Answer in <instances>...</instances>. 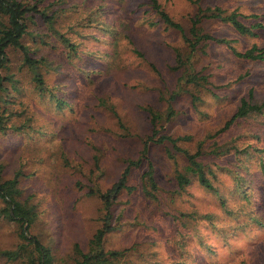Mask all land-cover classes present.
Returning <instances> with one entry per match:
<instances>
[{
    "label": "rangeland",
    "instance_id": "obj_1",
    "mask_svg": "<svg viewBox=\"0 0 264 264\" xmlns=\"http://www.w3.org/2000/svg\"><path fill=\"white\" fill-rule=\"evenodd\" d=\"M63 1L56 5L63 9L59 30L91 20L76 28L79 52L70 60L64 53L59 57L64 45L50 33L59 49L42 47L55 60L47 75L52 89L43 94L14 57L19 82L11 88V100L25 124L0 133V166L9 177L26 174L21 197L39 214L31 232L51 248L55 263L76 264L104 214L90 188H109L127 160L139 156L150 128L146 108L164 112L171 105L175 115L162 122V132L182 137L178 143L191 152L202 146L207 170H213L207 176L216 188L208 190L194 178L179 190L167 151L171 145L152 144L133 170L135 189L123 192L114 207V220L121 217L122 226L106 234L104 247L126 250L121 264H264V113L237 119L223 130L249 91L254 101L264 100V60L233 52L264 47V0H158L183 32L167 28L149 0H103L99 8L101 0ZM217 7L223 15L236 11L248 27L263 26L255 28V36L243 35L211 16ZM201 9L202 34L230 44L206 39L192 50L186 36L193 38L190 29ZM30 44L38 50L35 39ZM60 60L63 68L55 67ZM190 72L207 76L208 82L201 80L198 87L181 82ZM56 96L68 104L60 108ZM215 148L231 152L216 155ZM179 162L185 164L182 154ZM150 163L159 186L155 195L141 186ZM18 232L16 222L0 221V264H12L1 251L20 242Z\"/></svg>",
    "mask_w": 264,
    "mask_h": 264
},
{
    "label": "trees",
    "instance_id": "obj_2",
    "mask_svg": "<svg viewBox=\"0 0 264 264\" xmlns=\"http://www.w3.org/2000/svg\"><path fill=\"white\" fill-rule=\"evenodd\" d=\"M59 1H61V5H64L63 2L65 1L63 0H0V133L12 128L13 130H22L25 124L21 123L16 117L17 113L13 110L16 102L11 100L13 92L11 88L14 89L16 83L19 82L16 72L12 70V66L15 65L14 57L18 56L21 61L20 66L30 73V78L35 84V89L43 94L45 92L49 93L52 89L47 81V75L52 70L53 67L50 66L55 60L52 59V56L47 51H42V47H48V51L55 50L56 48L57 50L59 49L54 44L51 34L56 36L61 44L64 45L65 49L58 53L59 57H62V53H64V59L70 60L79 52L81 42L76 39V28L84 24L85 26H89L91 20L89 19L88 23L86 22L82 25L80 23H73L66 30H59L57 26L61 22L60 14L63 11V9L56 6ZM102 2L103 0L100 1L97 8L102 7ZM149 4L157 11L167 28L172 27L182 32L184 31L181 23L174 20L164 10L158 0H149ZM223 12L221 8L217 7L211 16L220 17L230 22L243 35L255 36V28L263 26L261 23H257L254 27H248L239 19V14L236 11L228 15H223ZM202 14H204V11L201 9L197 13L196 18L193 19V25L190 29L193 38L186 36V41L189 42L192 50H197L201 42L206 39L230 44L231 41L226 38H215L209 34H202L203 28L199 22L202 19ZM84 19L86 17L81 18V20ZM35 25H38L40 30L35 29ZM30 38L35 39V44L39 46L38 50L32 48ZM134 50L136 54H139L138 49L135 48ZM233 52L242 58L264 60V47H259L257 44L244 52L238 51L235 48ZM113 56H117V54L114 52ZM179 60L182 62L181 55H179ZM55 65V67L63 68L61 60L60 62H56ZM207 78L205 75L199 76L198 73L190 72L186 76L180 77V81L193 84V87H198L202 85L201 80L208 82ZM193 95L196 99H199L195 92ZM56 100L60 108L68 104L61 97L56 96ZM21 104L23 105L24 102H21ZM146 111L148 112L150 128L148 129L146 138L143 139V146L139 156L135 159L131 158L127 160V165L121 176L109 188L103 189L96 184L89 190V194L95 195L101 200L104 214L100 217L101 227L97 229L90 240L89 250L86 252L79 250L80 257L77 259L76 264H121L120 259L125 255L126 250H107L104 247V239L108 232L122 226L121 217H116L114 220V207L120 201L123 192L128 191L130 193L135 189V186L130 183L133 170L141 167L144 159L148 156L147 154L152 144L171 145V148L169 147L167 151L169 157L174 161V179L179 190L186 189L193 182L194 178H197L199 183L208 190L216 188L211 178L207 176L208 171L210 170L213 173V170H207V168L211 167L202 159L204 153H206L202 149V146L196 152H191L178 143L182 137H174L169 133L162 132L164 129L162 122L172 119V116L175 115L174 108L169 105L164 112H161L150 106L146 108ZM263 113L264 100L261 103L254 101L253 90H251L248 95L241 98L235 114L227 122L223 130L229 128L237 119ZM21 114L22 112L17 114V116H21ZM186 138L188 137H184L183 140L185 141ZM242 149L247 151L249 146H245ZM212 152L216 155L221 154V152L225 154L230 153L231 149L223 151L215 148ZM180 154L185 159L183 166L179 162ZM99 159V156H95L94 170L100 168ZM260 164L264 174V162L261 160ZM154 169V165L150 163L149 168L141 177L142 189L149 195H155L159 189ZM92 173L94 174L95 172L93 171ZM24 177H26V174L23 171H17L13 177H9L3 172L2 165L0 166V199L4 202V206L0 207V221L8 219L9 221L16 222L19 228L18 236L21 239L14 248L3 250L1 253L12 264H57L55 263V257L51 248L46 246L37 235L31 232V227L36 222L39 214L35 206L29 204L28 198L23 199L21 197V182Z\"/></svg>",
    "mask_w": 264,
    "mask_h": 264
}]
</instances>
